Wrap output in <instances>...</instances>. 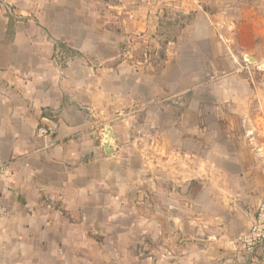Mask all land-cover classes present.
<instances>
[{"label": "crops", "instance_id": "0c3cea01", "mask_svg": "<svg viewBox=\"0 0 264 264\" xmlns=\"http://www.w3.org/2000/svg\"><path fill=\"white\" fill-rule=\"evenodd\" d=\"M73 1L0 0V264H105L136 255L143 236L158 264H264V249L245 259L241 248L264 200V86L242 72L264 66V0H215L208 13L200 0H148L111 42L73 22ZM169 1L196 16L185 36L156 65L120 60L137 34L161 47ZM107 43L117 53L98 56ZM59 48L77 56L59 63ZM218 68L243 84L238 107L236 87L223 89V122L201 98L214 99ZM41 125L53 134L39 137Z\"/></svg>", "mask_w": 264, "mask_h": 264}, {"label": "rangeland", "instance_id": "374dc122", "mask_svg": "<svg viewBox=\"0 0 264 264\" xmlns=\"http://www.w3.org/2000/svg\"><path fill=\"white\" fill-rule=\"evenodd\" d=\"M153 1V0H152ZM157 1V0H155ZM241 4V1H251V0H238ZM135 2L136 4H133ZM215 0H200L199 4L201 8L204 10L205 13H208L210 11H213L215 8ZM148 0H75L72 2V20L75 23H80L82 26H85L87 28V31L92 32V35H99V33H103L104 39L107 42H111L113 37L115 35V31L122 32V29L126 33V29L128 28V23H126L128 15L126 14L129 9H132L133 7H138L139 9H143V5H148ZM174 1H169L166 4L167 9L164 11V13L161 15V20L159 21V27L156 32V42L160 44L161 47H152V52L149 51L148 48H146L145 45H143V40L140 35H136L135 37L138 38L136 44L138 46H135L133 49L131 45H128L127 39H124L123 43H121V47L118 49L119 52H121V59H124V55L127 54L128 51H130L131 55H133V60L145 64L146 62L153 63L154 65L159 62V59L161 57L162 51L165 50L166 44L169 41H172L176 37L185 36L187 29L190 27L191 23H193L195 19L194 14H183V13H176L173 11ZM122 19V22L119 23V18ZM143 17V16H140ZM118 23L120 25H118ZM119 28V29H118ZM97 29V30H96ZM128 35H125L124 38H126ZM130 37V35H129ZM130 41L133 42L132 39ZM135 42V41H134ZM129 49V50H128ZM115 50L112 49V45L109 43L105 44L103 47V50L98 52V56L101 55L102 57H108L111 56ZM156 52H158V56L156 55ZM117 53V52H116ZM151 55V58L149 56ZM56 58L57 62L62 63L67 60L68 57H74L77 56L75 52L69 51L68 49L59 48L56 52ZM92 56V55H91ZM94 56V55H93ZM126 58V57H125ZM98 59V58H97ZM163 59V58H162ZM93 60L88 59L87 61ZM252 61L248 60L245 61V70L242 69V72L244 75L247 74V76H251L252 74V81L255 82V85L258 84L259 86H264V66L256 67ZM104 67L110 68L112 63H104ZM224 73L226 72V69L223 68ZM263 72V73H262ZM262 73V74H259ZM216 75L218 78L213 82V80H208L207 86L213 87L215 89V95L214 99H212L211 95H204L201 96V98L204 99L206 104H210L213 102H217L221 104L220 110H217L216 120L223 122V117L225 114L224 111V100L225 95L223 92V89L225 87H236L238 95H236L234 98L237 101V107L238 103L241 99V95L239 94L240 89L242 88L240 83V80L237 82L233 81H227L224 80L223 71L218 68V71L216 72ZM190 101V100H189ZM187 102V98L185 99V103ZM186 105V104H185ZM234 112L236 114H234ZM239 110H234L232 113V119L236 120V124L238 126L239 124V116H238ZM228 115L231 114L229 111L227 113ZM199 119H205L207 117V111H195L194 112V118ZM223 119V120H222ZM238 128V127H236ZM219 134H222L223 127L222 123H218L216 127ZM225 130V127H224ZM143 135V133H142ZM217 147L220 150L221 149L220 144H217ZM216 166L217 168L223 165L222 160L216 159ZM218 175V174H217ZM196 182V181H195ZM195 190H198L201 188V185L196 182L195 185H192ZM144 237V236H143ZM143 237H139L140 239L135 242V253L136 255L127 254L125 251L122 252L119 255L113 254L109 255L110 253H107V256H104V263L105 264H145V262H151V263H157L159 262V257L155 254L152 255V260H150V256L147 255V251H145L146 242L143 239ZM124 249V248H123ZM106 254V253H105Z\"/></svg>", "mask_w": 264, "mask_h": 264}, {"label": "built area", "instance_id": "2783aa9c", "mask_svg": "<svg viewBox=\"0 0 264 264\" xmlns=\"http://www.w3.org/2000/svg\"><path fill=\"white\" fill-rule=\"evenodd\" d=\"M8 13L12 17L16 15L12 6H9ZM52 134L53 128L47 125H41L38 129V136L41 138H47ZM103 136H105V134ZM7 170L8 164L0 161V180L5 176ZM6 215L7 211L0 200V220H2ZM241 248L244 253L245 259L250 258V256L254 254L257 249H264V200L261 202L257 209L255 221L252 224L249 232L241 239Z\"/></svg>", "mask_w": 264, "mask_h": 264}, {"label": "bare ground", "instance_id": "6f19581e", "mask_svg": "<svg viewBox=\"0 0 264 264\" xmlns=\"http://www.w3.org/2000/svg\"><path fill=\"white\" fill-rule=\"evenodd\" d=\"M110 133H112V132H111L110 129H109V130H107L104 134H105L107 137H110ZM105 144L108 145L107 142H106Z\"/></svg>", "mask_w": 264, "mask_h": 264}, {"label": "water", "instance_id": "95a60500", "mask_svg": "<svg viewBox=\"0 0 264 264\" xmlns=\"http://www.w3.org/2000/svg\"><path fill=\"white\" fill-rule=\"evenodd\" d=\"M112 132V130H110ZM111 138V136H110ZM104 147L107 149L108 148V145L107 144H104Z\"/></svg>", "mask_w": 264, "mask_h": 264}, {"label": "trees", "instance_id": "16d2710c", "mask_svg": "<svg viewBox=\"0 0 264 264\" xmlns=\"http://www.w3.org/2000/svg\"><path fill=\"white\" fill-rule=\"evenodd\" d=\"M48 115V114H47Z\"/></svg>", "mask_w": 264, "mask_h": 264}]
</instances>
